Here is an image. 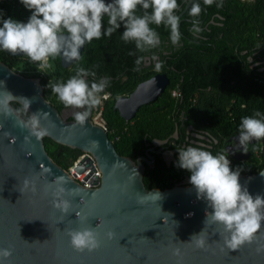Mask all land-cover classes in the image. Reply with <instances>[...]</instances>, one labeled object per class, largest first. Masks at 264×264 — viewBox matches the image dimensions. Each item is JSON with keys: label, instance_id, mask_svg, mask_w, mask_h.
I'll return each instance as SVG.
<instances>
[{"label": "water", "instance_id": "obj_1", "mask_svg": "<svg viewBox=\"0 0 264 264\" xmlns=\"http://www.w3.org/2000/svg\"><path fill=\"white\" fill-rule=\"evenodd\" d=\"M59 59L63 67L74 62ZM148 60L145 59L146 64ZM0 81L3 82L0 91L7 90L17 97L13 103L23 109L20 97L30 101L28 111H14L12 116L0 114V248L12 249V256L4 264H264V222L250 243L232 251L224 247L219 226L204 223L205 212L211 209L196 198L189 176L162 189L145 186L143 175L146 165L153 164L154 154H159L167 165L175 160L171 150L158 148L166 139H153L145 154L136 158L119 154L106 131L90 120L93 108L85 124L79 125L74 120L75 109L59 111L44 96L40 77L24 76L0 61ZM167 83L165 74L156 73L140 82L130 94L119 96L113 107L129 122L141 105L158 98ZM12 102L9 108L16 110ZM37 112H41V125L48 129L45 137L83 153L74 165L77 171L95 164L93 168L99 177L94 186H84L75 180L50 156L44 140L29 136L27 129L16 125L17 119L27 120L25 114L29 118ZM182 125L181 118L170 135L172 138L179 137ZM192 128L185 127L186 137L193 135L189 132ZM238 135L239 132L234 133L224 141V154L233 160H246L250 151H240ZM256 142L252 140L249 145ZM260 173H264V166L257 172L240 174V183L253 196H264V176ZM57 176L67 181L66 190L79 189L77 196L66 197L72 208L65 216L52 207L50 196L40 194L42 186ZM26 177L35 178L37 194L20 193ZM157 192L160 200L139 199ZM85 228L96 232L100 246L91 252H77L71 247L67 233ZM201 231L206 239L205 249L190 242ZM109 232L111 238L107 236ZM175 249H179V256L173 255Z\"/></svg>", "mask_w": 264, "mask_h": 264}, {"label": "trees", "instance_id": "obj_2", "mask_svg": "<svg viewBox=\"0 0 264 264\" xmlns=\"http://www.w3.org/2000/svg\"><path fill=\"white\" fill-rule=\"evenodd\" d=\"M177 2L182 9L184 0ZM200 6L207 10L206 16L202 10L198 18L202 21V31L196 35L190 31L192 22L183 20V17L193 19L187 14V8L180 17L178 45L171 43L169 28L151 25L159 34L161 44L149 52H139L134 43L122 40L121 25L110 37L102 36L85 43L81 60L68 67H63L58 57L50 61L52 68L41 70L22 55H9L1 50L0 61L24 76L40 77L44 96L59 111L65 107L47 84L66 81L79 67L95 72L94 80L101 76L108 78L110 83L105 91L109 97L103 103L100 116L119 154L132 158L144 155L148 144L171 135L181 118L184 125L179 128V136L185 135L186 125L208 130L218 140L210 151L214 155L224 153L225 138L239 132L243 117L257 112L264 116V0H223L220 8L216 3L205 6L200 0ZM0 13V19L12 17L21 22H26L31 14L19 0H0ZM210 18L221 26L209 24L203 28ZM104 24L107 28V17ZM158 52H164L157 54L162 62L160 71H156L154 64L145 65L144 61L138 71L133 70L138 57L145 59ZM156 73L168 78L164 90L156 100L141 105L131 121L125 122L113 108L114 101L130 94L140 82ZM174 88L178 90L177 96L171 95ZM12 105L23 112L20 105L13 102ZM24 117L28 119V114ZM110 129L114 132H109ZM42 140L50 156L65 169H70L83 155L78 149L60 145L48 137ZM254 145H248V149ZM154 156L153 165H146L143 175L148 189L169 187L172 177L183 172L190 175L174 164L167 167L159 154ZM230 166L241 168L240 174L257 172L263 168L264 159L258 161L250 154L246 160L231 159Z\"/></svg>", "mask_w": 264, "mask_h": 264}, {"label": "clouds", "instance_id": "obj_3", "mask_svg": "<svg viewBox=\"0 0 264 264\" xmlns=\"http://www.w3.org/2000/svg\"><path fill=\"white\" fill-rule=\"evenodd\" d=\"M19 3L31 14L26 22L12 17L0 19V50L14 56L22 55L37 64L41 70L52 68L50 61L58 57L66 63L80 61V49L85 43L99 40L102 36L110 37L121 25L124 28L122 40L125 43H134L139 52H149L161 44L159 34L151 25H164L169 28L173 45H178L181 39L180 16L176 14L181 9L177 0H111L109 3L105 0H19ZM213 3H216L218 8L223 6V0H203L205 6H211ZM138 11L142 14L138 15ZM201 12L198 0H192L187 14L193 18L190 29L193 35L202 31L198 19ZM105 17L107 28L104 24ZM150 58L158 61L155 55ZM143 61V56L138 57L133 70L138 71ZM161 67L162 62L155 64L156 71H160ZM89 76L95 77V72L79 67L66 81L47 84L65 108L82 110L74 112V120L79 125L85 124L92 108L99 105L102 99L109 97V93L103 90L110 80L104 78L89 83ZM152 83L155 84V81ZM2 84L0 81V85ZM105 93L108 96L102 97ZM16 99L11 92L0 91V114L12 116L14 111L18 113L20 110L9 108V104ZM20 99L24 101L23 110L28 111L30 101L23 97ZM16 125L27 129L29 136L37 140L48 135V129L41 125V112L31 114L27 120L17 119ZM197 137L200 138L199 133ZM237 140L240 151L245 153L250 141L264 140V116L257 112L254 116L243 117ZM212 142H217L214 137ZM230 165L231 158L228 155H214L206 150V145L203 144L178 150L176 166L190 174L189 184L194 189L196 198L205 201L211 209V212H205L204 223L218 225L224 247L235 251L245 243H250L254 234L261 229L264 222V196L251 195L247 187L240 183L242 169H233ZM260 175L264 176V173ZM66 183L63 176H57L51 183H45L40 190L43 197H51L52 207L63 216L72 208V202L66 197L79 194L77 188L66 190ZM19 191L37 194L35 178L26 177ZM139 199L156 201L160 200L161 196L157 192L151 193L150 196H141ZM202 231L193 235L190 240L198 249L206 248ZM67 235L71 247L77 252H91L100 246L97 234L92 228L69 230ZM107 236L111 238L112 233H107ZM173 255L179 256V249H175ZM11 256V248H0V264H4Z\"/></svg>", "mask_w": 264, "mask_h": 264}, {"label": "flooded vegetation", "instance_id": "obj_4", "mask_svg": "<svg viewBox=\"0 0 264 264\" xmlns=\"http://www.w3.org/2000/svg\"><path fill=\"white\" fill-rule=\"evenodd\" d=\"M187 1H189V0H184V2H185V4H186V2ZM192 2V1H191ZM191 2H190V4H191ZM198 2L200 3V0H198ZM184 4V5H185ZM189 4V5H190ZM184 5H183V7H184ZM182 7V8H183ZM189 7V6H188ZM187 7V8H188ZM182 10V9H181ZM180 10V11H181ZM202 10H203V12H204V16H206L207 15V10H206V8H204L203 6H202ZM179 11V12H180ZM186 11V10H185ZM184 11V12H185ZM178 12V13H179ZM183 12V13H184ZM178 13H176V14H178ZM182 13V14H183ZM182 14L180 15V17L182 16ZM180 20H181V18H180ZM183 20H185V21H187V22H192V20H190V18H185V17H183ZM202 24V21H200V24H199V27H200V25ZM209 24H217V25H220L221 26V23H215L214 22V20H213V18H210V20L207 22V24L206 25H204L203 26V28H207V25H209ZM162 53H164V52H158V53H156L155 54V56L158 58V55L157 54H162ZM146 58H149V60L147 61L148 62V64H146V62H145V59ZM145 59H144V64L145 65H150V64H156L157 62H159V60L158 61H153V60H151V58L149 57V56H146L145 57ZM256 64H258V63H256ZM256 64H254V65H256ZM102 77V76H101ZM100 77V78H101ZM100 78H97V80H95V81H99V79ZM88 81H89V83H91V82H93V80H94V77H92V76H89L88 78ZM104 101H105V99H102L101 100V103L98 105V108H96L95 109V107L93 108V111H92V114H91V117H90V120L91 121H93V118L95 117V115H97V112H98V114L100 115L101 114V110H102V106H103V103H104ZM21 108V107H20ZM114 108V107H113ZM22 109V108H21ZM16 110H18V109H16ZM76 111H82L81 109H75ZM23 111V110H22ZM21 112V111H20ZM24 112V111H23ZM102 119V118H101ZM104 122V121H103ZM183 125H184V119H183ZM182 125V126H183ZM182 126H180V127H182ZM187 126V125H186ZM194 128V127H193ZM192 128V130H190L189 132L190 133H192L193 135H188L187 137H186V135H184V136H179L178 138H172L170 135L168 136V137H166L165 139V142L163 143V144H161V145H159V147L158 148H161L162 149V151L163 150H171V152H172V154H173V156H174V158H175V160L174 161H170L169 162V164L167 165L166 164V166L167 167H169L171 164H174V165H176V162H177V159H178V150H180V149H183V148H186V147H188V146H199V145H201V144H203V145H206V150H209L210 151V149H212V147H213V145H215V143H213L212 142V138L214 137L213 135H211L210 134V132L208 131V130H204V129H200V128H194L193 129ZM194 130V131H193ZM173 133V132H172ZM171 133V134H172ZM197 133H199V136H200V138H198L197 137ZM179 134H180V131H179ZM229 136H232V135H229ZM228 136V137H229ZM195 137H197V139H195ZM227 137V138H228ZM215 138V137H214ZM227 138H225V140L227 139ZM215 139H217V138H215ZM161 140H163V139H161ZM212 142V143H211ZM217 142H218V140H217ZM216 142V143H217ZM149 147H151V145H149L148 144V146H147V148L145 149V152H146V150L149 148ZM157 149V148H156ZM223 149H224V145H223ZM155 155V154H154ZM154 161H155V156H154ZM185 175H187V176H190V175H188L186 172H183L182 174H180V175H177V176H175V177H172V184H174V183H176V182H179L182 178H183V176H185Z\"/></svg>", "mask_w": 264, "mask_h": 264}, {"label": "built area", "instance_id": "obj_5", "mask_svg": "<svg viewBox=\"0 0 264 264\" xmlns=\"http://www.w3.org/2000/svg\"><path fill=\"white\" fill-rule=\"evenodd\" d=\"M244 1H252V0H244ZM104 95L108 96L107 93L102 94L101 96L103 97ZM171 95L177 96L178 90L176 88L172 89ZM93 124L100 125L107 132L106 126H105L103 120L101 119L100 115L98 114V112H97V115H95V117L93 118ZM109 132L113 133L114 130L110 129ZM116 138H118V137L116 136ZM249 151H250V154L252 155V157L255 158L256 160L261 161L262 159H264V140H260V141L256 142L255 145L252 146V149ZM250 154H249V156H250ZM74 165L71 166L70 169H68L71 176L75 180H77L78 182L82 183L84 186H88V187L94 186V181L99 177V172L95 168H93V166L95 167V164L86 165L84 170H82V171H77L74 168Z\"/></svg>", "mask_w": 264, "mask_h": 264}]
</instances>
